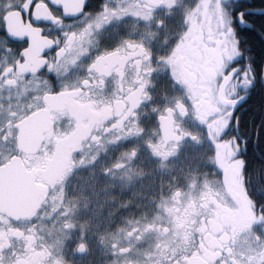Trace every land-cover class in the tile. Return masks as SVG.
Wrapping results in <instances>:
<instances>
[{
	"label": "flooded vegetation",
	"instance_id": "af4514ba",
	"mask_svg": "<svg viewBox=\"0 0 264 264\" xmlns=\"http://www.w3.org/2000/svg\"><path fill=\"white\" fill-rule=\"evenodd\" d=\"M179 1L0 0V264H264L251 8Z\"/></svg>",
	"mask_w": 264,
	"mask_h": 264
},
{
	"label": "trees",
	"instance_id": "16d2710c",
	"mask_svg": "<svg viewBox=\"0 0 264 264\" xmlns=\"http://www.w3.org/2000/svg\"><path fill=\"white\" fill-rule=\"evenodd\" d=\"M245 4L250 8H264V0H237L232 2V6ZM247 16L252 28L246 26L237 27V36L240 40L241 56L238 63L248 62L252 64V70L258 76L256 88L258 94L254 98L251 107L255 109L252 125L248 126L249 140L254 144V156L258 154L264 157V14L249 12ZM251 123V120L250 122ZM257 165V164H256ZM260 166V165H259ZM250 183L254 189L253 200L256 206L264 210V179L258 180L255 176L250 177ZM261 187V190L259 189Z\"/></svg>",
	"mask_w": 264,
	"mask_h": 264
},
{
	"label": "rangeland",
	"instance_id": "374dc122",
	"mask_svg": "<svg viewBox=\"0 0 264 264\" xmlns=\"http://www.w3.org/2000/svg\"><path fill=\"white\" fill-rule=\"evenodd\" d=\"M194 1L195 0H180L178 2V4L180 7H182L183 5L191 4ZM233 1H237V0H216L217 9L222 12L224 10L223 6L225 4H230ZM115 26L128 27L129 26V20L124 19L123 21L119 22L118 25H112L110 27H115ZM220 27H221V29H218L221 31L220 34H226L229 38V41H230V45L228 46V50H227V53H229L230 59L235 60V59L239 58L241 56L240 40L237 36L235 28L231 24L226 25V26L221 25Z\"/></svg>",
	"mask_w": 264,
	"mask_h": 264
},
{
	"label": "water",
	"instance_id": "95a60500",
	"mask_svg": "<svg viewBox=\"0 0 264 264\" xmlns=\"http://www.w3.org/2000/svg\"><path fill=\"white\" fill-rule=\"evenodd\" d=\"M87 0L82 1L81 3L76 2L75 0H53L54 4L59 5L63 7L65 12L68 14H72L74 16L79 15L83 12L84 4ZM77 6V8H75ZM246 12H254V13H263L264 14V8H252L243 11V13ZM238 18L239 14H238ZM239 72V69H233L223 80L221 84V93L224 92L226 86L232 81V79L237 75ZM263 79H264V73H263Z\"/></svg>",
	"mask_w": 264,
	"mask_h": 264
},
{
	"label": "snow or ice",
	"instance_id": "6c2138e0",
	"mask_svg": "<svg viewBox=\"0 0 264 264\" xmlns=\"http://www.w3.org/2000/svg\"><path fill=\"white\" fill-rule=\"evenodd\" d=\"M243 16H244V13L243 12H239V17H240L241 24H243ZM249 27H250V25H249ZM225 71H226V74H227V70H225ZM235 108H236V105H233L231 113H230V124L234 123V127H233L232 131H233V134L236 135V138H237V140L239 142V135H237L239 133V117L236 116ZM244 143L246 145L247 141L245 140ZM261 195L264 196V193H262Z\"/></svg>",
	"mask_w": 264,
	"mask_h": 264
}]
</instances>
